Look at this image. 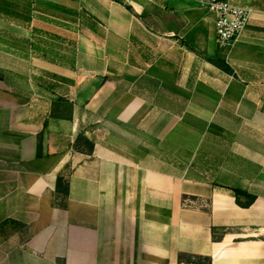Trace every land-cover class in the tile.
Masks as SVG:
<instances>
[{
	"label": "crops",
	"instance_id": "0c3cea01",
	"mask_svg": "<svg viewBox=\"0 0 264 264\" xmlns=\"http://www.w3.org/2000/svg\"><path fill=\"white\" fill-rule=\"evenodd\" d=\"M26 1L0 0V264H264V0H229L231 50L197 0Z\"/></svg>",
	"mask_w": 264,
	"mask_h": 264
},
{
	"label": "built area",
	"instance_id": "2783aa9c",
	"mask_svg": "<svg viewBox=\"0 0 264 264\" xmlns=\"http://www.w3.org/2000/svg\"><path fill=\"white\" fill-rule=\"evenodd\" d=\"M129 5L131 0H113ZM202 9L216 16V31L221 48L231 50L247 28L253 10L232 4L229 0H197Z\"/></svg>",
	"mask_w": 264,
	"mask_h": 264
},
{
	"label": "trees",
	"instance_id": "16d2710c",
	"mask_svg": "<svg viewBox=\"0 0 264 264\" xmlns=\"http://www.w3.org/2000/svg\"><path fill=\"white\" fill-rule=\"evenodd\" d=\"M218 1H226V0H218ZM38 2H40V1L39 0H28V1H26L25 8H24L25 14L31 15V13L34 9L33 3H38ZM53 7L56 8V6H54V5H53ZM74 147L78 152L88 153V154H91L94 150V145L83 136L77 137L75 144H74ZM235 193H236V202L239 206L248 207L255 200V197L249 196L247 194H243L242 192H240L238 190H236ZM241 196L247 197L248 202L242 203L240 201ZM67 197H68V183L64 178H62L60 176L58 178V184H57V190H56V199H60L61 202L63 203V201H65V199H67ZM213 239L215 241H219L221 239V236H217L215 231H214ZM179 260H180V262H186L187 264H211L210 258H204V257H200V256H193V255L181 254L179 256ZM57 264H64V263L58 261Z\"/></svg>",
	"mask_w": 264,
	"mask_h": 264
}]
</instances>
